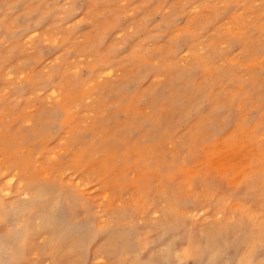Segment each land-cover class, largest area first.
<instances>
[{"label":"rangeland","instance_id":"obj_1","mask_svg":"<svg viewBox=\"0 0 264 264\" xmlns=\"http://www.w3.org/2000/svg\"><path fill=\"white\" fill-rule=\"evenodd\" d=\"M263 244L264 0H0V264Z\"/></svg>","mask_w":264,"mask_h":264},{"label":"bare ground","instance_id":"obj_2","mask_svg":"<svg viewBox=\"0 0 264 264\" xmlns=\"http://www.w3.org/2000/svg\"><path fill=\"white\" fill-rule=\"evenodd\" d=\"M52 217H53V215H52ZM51 224V223H50ZM259 235V234H258ZM256 243H257V241H255ZM254 242V243H255ZM261 244H262V242H261ZM262 249V251H264V244H263V247L261 248ZM260 264H264V260H263V262H261Z\"/></svg>","mask_w":264,"mask_h":264}]
</instances>
